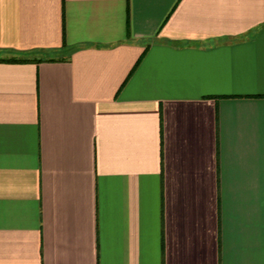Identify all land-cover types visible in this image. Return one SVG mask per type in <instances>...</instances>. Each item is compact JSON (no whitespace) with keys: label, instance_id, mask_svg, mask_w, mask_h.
<instances>
[{"label":"crops","instance_id":"obj_1","mask_svg":"<svg viewBox=\"0 0 264 264\" xmlns=\"http://www.w3.org/2000/svg\"><path fill=\"white\" fill-rule=\"evenodd\" d=\"M0 264H264V0H0Z\"/></svg>","mask_w":264,"mask_h":264},{"label":"trees","instance_id":"obj_2","mask_svg":"<svg viewBox=\"0 0 264 264\" xmlns=\"http://www.w3.org/2000/svg\"><path fill=\"white\" fill-rule=\"evenodd\" d=\"M0 61L15 62V61H25V60L10 58V59H0Z\"/></svg>","mask_w":264,"mask_h":264}]
</instances>
